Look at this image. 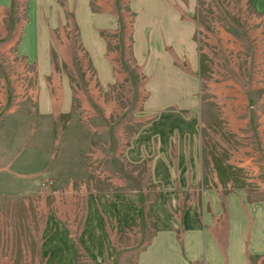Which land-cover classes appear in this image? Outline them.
<instances>
[{
  "label": "rangeland",
  "instance_id": "rangeland-1",
  "mask_svg": "<svg viewBox=\"0 0 264 264\" xmlns=\"http://www.w3.org/2000/svg\"><path fill=\"white\" fill-rule=\"evenodd\" d=\"M98 1L92 3L96 11ZM119 1L126 28L106 33L118 75L113 84L101 85L70 15L55 31L51 60L61 81L71 84L73 99L53 113L40 101L51 89L41 88L46 81L37 63L20 52L27 0L0 5V264H47L43 245L61 224L73 229L79 264H100L80 238L84 198L110 185L141 190L143 216L132 231L111 233L115 260L104 264H167L170 257L171 264H184L183 258L198 254L199 233L187 237L180 214L177 229L155 234L149 205L156 191L147 162L132 166L124 154L131 137L168 105L160 83L150 81L130 54L134 13L124 7L130 0ZM173 1L185 39L166 49L173 62L195 74L207 171L264 202V19L252 0ZM47 82L61 98L59 78ZM191 202L199 203L182 199L181 209ZM223 223L217 225L220 235Z\"/></svg>",
  "mask_w": 264,
  "mask_h": 264
},
{
  "label": "crops",
  "instance_id": "crops-1",
  "mask_svg": "<svg viewBox=\"0 0 264 264\" xmlns=\"http://www.w3.org/2000/svg\"><path fill=\"white\" fill-rule=\"evenodd\" d=\"M175 2L130 0L124 5L126 10L134 13L128 35L130 54L150 81L160 83L164 89L161 99L168 105L143 130L131 137L125 157L132 166L147 162L149 178L156 191L149 205L155 234L177 229L179 214L186 227L185 233L190 234L187 237H192L191 233H199L198 254L183 258L184 264H264V202L252 201L246 189L242 192L238 188H229L230 182L229 186H224L218 176L213 178L207 171L208 147L204 139L195 74L173 62L166 49V46L176 45L185 39L182 32L185 23ZM252 2L264 19V0ZM12 3L13 0H0L4 8ZM92 3L93 0L26 2L27 20L21 35L20 52L37 63L40 75L46 81L40 85L41 88L52 90L55 85L51 82L49 85L47 80L55 76L59 78L58 87L62 89L61 98L51 90L43 93L40 101L47 113L68 108L73 99L71 84L61 81L62 77L51 60V41L55 39V31L68 23L67 14L79 29L101 85L113 84L118 78L114 63L108 56L106 33L108 30L116 31L119 26L120 34L125 30L124 8L119 0H103L98 3L99 11H96ZM175 52L180 54L178 49ZM230 164L233 163L228 160V167H232ZM195 192L197 195L193 194ZM182 199L199 203L191 202L186 209H181L179 201ZM204 200L207 201L205 208ZM142 208L141 190L137 188L127 190L110 185L87 192L80 238L90 259L100 264L115 260L109 242L111 233L137 228L143 216ZM222 220L220 235L217 225ZM203 225L206 231L202 232ZM43 248L49 255L47 264L80 262L78 242L68 225H58L46 238ZM172 259L170 257L167 264H171Z\"/></svg>",
  "mask_w": 264,
  "mask_h": 264
}]
</instances>
